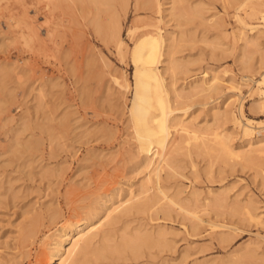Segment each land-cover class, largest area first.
I'll return each instance as SVG.
<instances>
[{
    "label": "rangeland",
    "instance_id": "rangeland-1",
    "mask_svg": "<svg viewBox=\"0 0 264 264\" xmlns=\"http://www.w3.org/2000/svg\"><path fill=\"white\" fill-rule=\"evenodd\" d=\"M121 1L107 0L112 5L110 10L105 4L103 11L98 12L94 6L80 5L76 0H51L52 4L0 0V262L3 264H44L51 242L48 234L61 224L85 217L98 198L120 186L139 184L145 176L136 168V140L128 113L133 91L122 92L113 81V75L123 72L132 82L134 66L128 56L123 59L119 55L107 24L119 15L125 41L132 47L140 29L134 36H128L129 30L135 25L143 26L149 17H155V12L143 5L137 8L138 0H130L125 13ZM163 2L164 8H168L171 0ZM184 5H194L208 21L202 22L198 17L182 25L186 35L194 34L193 39L188 37L191 39L180 45L178 59L189 63L193 78L207 70L219 72L223 84L231 77L241 81L244 72L237 54L243 42L238 41V47H233L235 35L241 32L234 9L224 0H184ZM115 8L118 14L114 16ZM215 12H220L218 18H213ZM97 13L104 26L100 34L91 21ZM33 26L38 39L42 36L43 40L29 41ZM162 27L167 33L178 34L176 22L168 18ZM203 39L217 45L207 44ZM250 52V61L254 63L259 55L253 48ZM250 86L242 90L244 111L249 117L264 120V109L257 106V97L249 91ZM224 88L212 97L188 101L189 113L199 125L212 124V108L222 111L232 108L227 105L229 93ZM222 127L232 134L234 145L242 143L243 138L229 119L223 121ZM187 146L184 144L174 154L182 166L179 171L186 178L162 174L170 192L185 189L183 196H186L191 186L204 195L212 190L224 194L227 206L236 199L245 203L251 197L258 211H264V185L256 168L219 161L209 176V158L195 151L189 156ZM191 157L198 177L193 175ZM224 216L239 227L226 240L211 234L207 227L200 232L186 228L189 220L176 211L168 217L150 218L147 213L122 217L115 226L118 234L126 226L132 230L164 231L166 246L161 250L145 249L139 258L128 256L114 263L264 264V229L241 216L229 213ZM253 246L258 248L255 256L230 262Z\"/></svg>",
    "mask_w": 264,
    "mask_h": 264
},
{
    "label": "bare ground",
    "instance_id": "bare-ground-1",
    "mask_svg": "<svg viewBox=\"0 0 264 264\" xmlns=\"http://www.w3.org/2000/svg\"><path fill=\"white\" fill-rule=\"evenodd\" d=\"M37 1L51 3V0ZM76 1L80 5L94 6L98 12L102 10V5H108L107 0ZM224 1L234 9V18L240 25L241 32H237L238 36L235 35L233 47L238 45V41L243 42L237 59L244 72L241 81L231 77L226 84H223L224 80L217 71L210 73L205 70L201 76L193 78L195 74L190 73L189 63L177 57L180 45L194 34L186 35L182 25L198 17L202 22L208 21L206 16H201L195 10L194 5L188 7L184 5V0H171L168 8H164L163 0H138L135 3L137 8L143 5L151 12L154 11L155 17H149L150 20L143 26L135 25L129 30L128 36H134L140 29L132 47L125 41L123 23L117 15L118 10L115 11L117 8L114 9L113 15L117 16H110L113 19L108 21L107 28L119 55L123 59L129 57L134 66V76L131 82L125 73L120 72L113 75V81L122 92L133 91L128 113L136 140V168L142 170L145 176L139 184L120 186L98 198L85 217L61 224L48 234L51 242L48 244L49 256L44 264H107L108 260V264H115L117 260L127 259L128 256L139 258L143 256L145 249L164 248L167 240L164 231L143 228L132 230L126 226L120 234L116 232L115 226L119 219L133 213H147L152 218L154 215L168 217L176 211L189 220L186 228L200 232L207 227L211 234L220 235L221 240H226L227 235L239 229L237 224L224 216L225 213L241 216L264 229V211H258L251 197L245 203L241 204L236 199L232 205L227 206L224 194L208 190L204 195L195 186H191V191L183 196L185 189L177 188L170 192L163 182V172H167L170 177L177 175L186 178L179 171L182 166L174 158V154L187 144L189 156L195 151L198 155L209 158V176L212 175L214 164L219 161L225 165L240 163L256 168L264 185V120L249 117L244 111L242 98L244 86L251 85L249 91L257 97V106L264 109V0ZM108 6L107 9L110 10L112 5ZM120 7L127 13L130 0H122ZM219 13L215 12L213 18H218ZM98 14L91 21L100 34L104 31V26ZM167 18L176 22L178 34L164 31L162 24ZM37 34L34 26L30 28L29 41H40L42 36L38 39ZM208 40L203 39L207 44L217 45ZM252 48L259 55L254 63L250 61ZM180 74L183 75L181 79L178 78ZM222 87L229 93L227 105L231 104L232 108L226 107L223 111L212 108V124L199 125L189 113L191 105L188 101L195 97H212ZM183 104L186 105L182 106ZM225 119H229L243 138L240 145H234L232 134L222 127ZM191 163L193 175L198 177V169L192 157ZM223 208L227 211H223ZM257 250L254 246L248 247L230 262L236 263L243 257L255 256ZM164 264L169 263L166 261Z\"/></svg>",
    "mask_w": 264,
    "mask_h": 264
}]
</instances>
